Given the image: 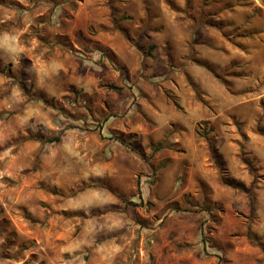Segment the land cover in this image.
<instances>
[{
  "label": "rangeland",
  "instance_id": "obj_1",
  "mask_svg": "<svg viewBox=\"0 0 264 264\" xmlns=\"http://www.w3.org/2000/svg\"><path fill=\"white\" fill-rule=\"evenodd\" d=\"M0 264H264V0H0Z\"/></svg>",
  "mask_w": 264,
  "mask_h": 264
},
{
  "label": "trees",
  "instance_id": "obj_2",
  "mask_svg": "<svg viewBox=\"0 0 264 264\" xmlns=\"http://www.w3.org/2000/svg\"><path fill=\"white\" fill-rule=\"evenodd\" d=\"M186 1L188 2L189 0H186ZM107 88L111 89V90H118V88H116L115 86H107ZM172 101L175 104V106L178 107L176 100H172ZM58 139L59 138H56L55 141L58 140Z\"/></svg>",
  "mask_w": 264,
  "mask_h": 264
}]
</instances>
